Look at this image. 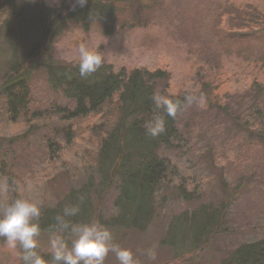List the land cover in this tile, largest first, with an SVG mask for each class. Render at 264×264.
Returning a JSON list of instances; mask_svg holds the SVG:
<instances>
[{"label": "rangeland", "instance_id": "rangeland-1", "mask_svg": "<svg viewBox=\"0 0 264 264\" xmlns=\"http://www.w3.org/2000/svg\"><path fill=\"white\" fill-rule=\"evenodd\" d=\"M135 1H114V16L120 25L111 33H107L96 20H91L87 27L82 23L67 21L51 38H45L47 44L51 42L50 57L57 62H78L77 49L84 43L102 54L103 64L115 71L122 66L128 69L142 67L165 70L171 94L182 89L196 90L198 94L195 95L199 96L203 83L211 82L206 92L217 102L228 103L231 113L225 114L223 108L211 111L185 108L181 118L187 119L193 114L195 118L200 117L203 126L199 130L196 129L199 125L195 126L192 141L181 138L180 143H175V149L163 150L164 156L169 157L176 167L174 181L178 180V176H183L188 180L186 183L182 180L184 185L188 190L194 188L198 198L193 201L176 199L172 196L176 189L170 190L163 206L157 205L149 224L136 230L131 227H112L111 231L115 243L131 249L140 264L220 263L227 252L240 244L264 238V148L253 150L254 147L243 139L244 134H241L232 119L245 117L244 120L252 127L264 131V110L261 108V113L254 114L250 110L253 100L246 95L254 81H264V33L252 32L247 38L235 40L224 34L227 33L224 31L230 30L229 27L233 31L257 24L259 21L255 18L246 22L245 15L254 12L263 16L264 0H236V7L233 8H208V0H202V10H196L195 13L186 12V6L193 3L183 2L186 6H178V2L183 0ZM41 3L52 9L71 5L75 0H42ZM213 5H216V1ZM179 8H182L181 14ZM27 13L38 24L37 8L35 14L30 11ZM2 15L4 12L0 9V22ZM180 20L198 29L201 37L199 42L191 40ZM216 29L222 31L220 39L215 34L218 32H214ZM6 46L0 50V83L5 72L2 68L8 66L13 53L12 47L8 49ZM27 48L25 46L21 51L17 50L19 59L26 54ZM44 77L42 69L33 73L32 84L38 88L41 96L49 99L52 94L44 86ZM227 99H231L230 102ZM206 102L202 107L208 106ZM18 117L21 118L10 119L3 112L0 101V177L15 182L13 190L0 192V204L23 197L37 201L42 210L46 206H64L70 193L76 190L73 187H78L87 177L83 175L85 166L82 160L85 158L84 162L94 163L95 157L90 160L86 157L81 159V156L96 147L97 139L93 137L89 144L86 138L73 136V131L64 140L46 132L48 124L45 119L40 118L38 126L28 127L25 123H29L30 119L22 115ZM96 120L98 118L94 116L89 117V122ZM31 129L36 131L31 133ZM47 135L57 143V149L48 153L44 137ZM13 136L15 138L9 143ZM4 138L9 144L3 141ZM3 150L7 152L1 155ZM96 170V165L87 169L88 175H92L95 180ZM240 179L242 188L229 196ZM191 182H195L196 189ZM113 198L114 191L111 190L104 199L105 208H111ZM206 201L212 202L210 205L214 208L219 206L220 201L223 202L224 232L215 236L204 249H199L200 246L193 249L190 244L182 249L173 245L174 242L169 244L166 237L171 219L188 214ZM49 235V230L41 231L39 237L38 251L45 257L49 252ZM150 248L156 252L155 260H149L144 255ZM104 262L118 264L112 253ZM0 264H22L19 250L9 249L3 238H0Z\"/></svg>", "mask_w": 264, "mask_h": 264}, {"label": "trees", "instance_id": "trees-1", "mask_svg": "<svg viewBox=\"0 0 264 264\" xmlns=\"http://www.w3.org/2000/svg\"><path fill=\"white\" fill-rule=\"evenodd\" d=\"M114 1L88 0L83 7L72 3L50 9L41 3L42 0H1L0 9L4 15L0 22V33L3 36L0 40V50L8 45L6 48L12 47L13 53L8 66L2 68L5 72L0 83V101L3 104V112L7 113L10 119L21 118L19 115L28 117L29 123H25L28 127L35 124L38 126L40 120L45 119L48 124L46 132L64 140H67V136L73 131V136L86 138L89 144L93 137L97 139L96 147L81 156V159L86 157L90 160L95 157L94 163L84 162L85 158L82 160L85 166L83 175L87 177L78 187H73L76 190L70 193L67 198L69 201L66 200L64 206H80L79 214L71 218L74 221H97L110 230H113L112 227H131L136 230L152 221L157 205L163 206L168 191L176 189L175 193H172L176 199L193 201L198 198L194 188L188 190L184 185L188 180L183 176H178V180L174 181L176 167L172 165L170 158L163 154V150L175 149V143H180L181 138L192 141L195 126L199 125L196 128L198 130L203 126L199 121L200 117L195 118L193 114L187 119L181 118L183 110L190 108L195 111H211L223 108L225 114L229 115L231 112L228 103L217 102L206 92L211 82H204L199 95H205L208 106L194 107V104L191 107H182L175 118L159 110L164 115L166 130L153 138L146 134L144 127L154 111H157L151 99L153 94L159 93L183 101L186 95L198 94L196 90L181 89L171 94L168 73L160 68L128 69L122 66L115 71L111 66L103 64L96 73L81 77L78 62H57L50 57L51 42L47 44L45 38H51L67 21L73 24L82 23L87 27L91 20H96L103 25L107 33L114 32L120 25L114 16ZM214 1L216 5L211 6ZM214 1L208 0V8L236 7V0H221L220 4L219 0ZM183 2L193 5L186 6ZM179 3V7H187V13L202 10V0H183ZM36 8L39 11L38 24L27 13L30 11L35 14ZM181 12L182 8H179V13ZM252 13L245 15L246 22L255 18L259 21L257 24L233 31L229 27L230 30L224 31L227 32L224 34L235 40L247 38L252 32L264 33V15ZM180 23L184 25L191 40H201L198 29L181 20ZM214 32H218L215 34L220 39L222 31L216 29ZM25 46H28L26 54L19 59L17 50L21 51ZM40 69L45 76L44 86L52 94L49 99L41 96L38 88H34L32 84L33 73ZM253 84L248 88L246 95L253 100L250 110L259 114L262 112L261 108L264 110V81L257 80ZM231 99L227 100L230 102ZM92 116L98 120L89 122V117ZM244 118L240 116L232 119L241 134H244L243 139L250 142L249 146L254 147L253 150L263 149L264 131L255 129ZM29 131L32 133L36 129ZM19 134L26 135L25 132ZM44 137L47 153L57 149V143L49 138V135ZM13 138L15 136L9 139V143ZM3 141L6 142L7 139L4 138ZM6 152L7 150H3L1 155ZM95 165L96 180L87 173L88 167ZM191 183L196 189L195 182ZM241 188L240 179L237 186L229 192V196L236 194ZM111 190L114 191V198L111 208L108 209L103 203ZM222 203L220 201L219 206L214 208L210 205L212 202H202L188 214L172 218L168 227L167 242H174L173 245L182 249L189 244L193 245V249L197 246H200L199 249L209 246L215 236L224 232ZM64 206L43 208L42 231L49 230L53 218ZM196 250L193 252L197 253ZM225 256L216 264H264V238L244 242Z\"/></svg>", "mask_w": 264, "mask_h": 264}, {"label": "clouds", "instance_id": "clouds-1", "mask_svg": "<svg viewBox=\"0 0 264 264\" xmlns=\"http://www.w3.org/2000/svg\"><path fill=\"white\" fill-rule=\"evenodd\" d=\"M88 0H75L83 7ZM78 51V69L81 77L96 73L103 65L104 57L98 51L81 43ZM154 111L144 127L150 137H158L166 130L163 110L167 116L175 118L182 107L202 106L205 98L189 94L183 101L171 99L167 95L154 93L151 97ZM15 182L0 177V192L13 190ZM80 212V206L66 205L55 215L49 228V252L47 258L38 251L41 235L42 206L33 199L17 197L0 204V238L7 247L19 250L22 264H104L105 258L112 253L118 264H140L129 248L115 243L112 231L97 222H77L71 218ZM144 255L149 260L156 259V252L150 248Z\"/></svg>", "mask_w": 264, "mask_h": 264}]
</instances>
